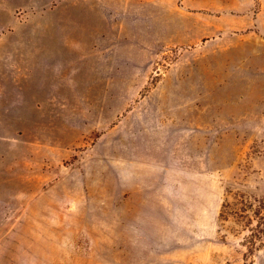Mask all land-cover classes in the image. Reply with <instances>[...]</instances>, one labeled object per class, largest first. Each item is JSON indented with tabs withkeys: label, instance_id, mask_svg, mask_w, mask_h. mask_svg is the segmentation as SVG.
I'll return each instance as SVG.
<instances>
[{
	"label": "rangeland",
	"instance_id": "obj_1",
	"mask_svg": "<svg viewBox=\"0 0 264 264\" xmlns=\"http://www.w3.org/2000/svg\"><path fill=\"white\" fill-rule=\"evenodd\" d=\"M126 3L125 28H140L150 2ZM177 5L159 0L157 46L122 43L127 67L151 65L145 84L94 87L59 125L86 94L79 56L14 53L0 6V264H264V39L181 57L166 37Z\"/></svg>",
	"mask_w": 264,
	"mask_h": 264
},
{
	"label": "crops",
	"instance_id": "obj_2",
	"mask_svg": "<svg viewBox=\"0 0 264 264\" xmlns=\"http://www.w3.org/2000/svg\"><path fill=\"white\" fill-rule=\"evenodd\" d=\"M147 2H150V13H143L141 9L136 14L140 28L127 30L126 0H0V6L10 7L16 20L15 26L4 30L20 39L13 43L7 42L14 53L47 49L53 54L72 52L79 56L69 71L72 79L85 78V84L88 85L86 94L64 101L62 109L66 110L60 116L53 117L56 124L59 125L60 119L68 112L77 111L78 103L93 101L94 87H103L102 94L106 96L109 94L106 87L109 86L145 84L151 65L145 63L147 58L141 55L138 61L142 65L127 67V59L122 56V43L125 44L128 37L135 40L145 37L150 39L151 48L158 45L159 0ZM170 14L166 37L168 44L183 50L181 57L195 55L196 52L206 54L226 37L241 39L243 43H251L256 38L264 39V0H180V5H177V9L173 8ZM30 17L45 22L54 19L55 26L23 30ZM68 22H71L70 30ZM68 38H75V41L69 42ZM94 38L98 43L102 39L104 45L97 52V57ZM34 46L36 48H32ZM172 66L167 72L168 77L172 75L182 81L178 85H185L184 74H176L177 69ZM192 66L196 68V65ZM74 103L77 109H70Z\"/></svg>",
	"mask_w": 264,
	"mask_h": 264
},
{
	"label": "trees",
	"instance_id": "obj_3",
	"mask_svg": "<svg viewBox=\"0 0 264 264\" xmlns=\"http://www.w3.org/2000/svg\"><path fill=\"white\" fill-rule=\"evenodd\" d=\"M254 231H256V234H254L253 236L254 238H257L258 236H260V234L264 235V224L263 225L262 223L260 225L258 224V228ZM254 238L250 240V246H249L250 251H252L255 248Z\"/></svg>",
	"mask_w": 264,
	"mask_h": 264
}]
</instances>
